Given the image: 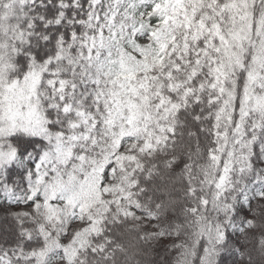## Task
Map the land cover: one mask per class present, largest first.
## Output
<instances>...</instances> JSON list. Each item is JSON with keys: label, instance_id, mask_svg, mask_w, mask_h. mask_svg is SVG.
<instances>
[{"label": "snow or ice", "instance_id": "6c2138e0", "mask_svg": "<svg viewBox=\"0 0 264 264\" xmlns=\"http://www.w3.org/2000/svg\"><path fill=\"white\" fill-rule=\"evenodd\" d=\"M0 264H264V0H0Z\"/></svg>", "mask_w": 264, "mask_h": 264}]
</instances>
